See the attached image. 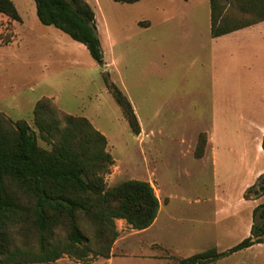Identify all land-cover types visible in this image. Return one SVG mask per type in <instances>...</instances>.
I'll return each instance as SVG.
<instances>
[{
	"label": "rangeland",
	"instance_id": "374dc122",
	"mask_svg": "<svg viewBox=\"0 0 264 264\" xmlns=\"http://www.w3.org/2000/svg\"><path fill=\"white\" fill-rule=\"evenodd\" d=\"M12 1L22 20L0 13V111L25 119L46 148L34 123L37 100L47 97L61 111L86 117L106 136L114 160L107 186L145 180L160 202L146 229L115 220L119 235L109 258L64 255L59 264H177L210 247L227 250L250 234L252 210L264 202V195L243 197L258 177L252 179L260 172L254 170L264 167L258 31L212 37L208 0H86L95 12L101 65L84 44L43 24L34 0ZM104 72L131 101L138 135L107 90ZM201 133L214 140L197 158ZM208 264H264V242Z\"/></svg>",
	"mask_w": 264,
	"mask_h": 264
},
{
	"label": "trees",
	"instance_id": "16d2710c",
	"mask_svg": "<svg viewBox=\"0 0 264 264\" xmlns=\"http://www.w3.org/2000/svg\"><path fill=\"white\" fill-rule=\"evenodd\" d=\"M227 1L229 7L210 0L213 37L264 19V0ZM34 2L43 24L53 25L84 44L91 57L103 65L95 12L86 0ZM236 6L240 17L231 10ZM0 13L10 20H22L12 0H0ZM103 80L131 132L138 135L140 123L131 101L108 72L103 73ZM53 102L42 97L33 109L38 135L48 148L38 143L36 132L25 119H11L0 111V264H59L64 255L83 262L109 258L119 235L116 219L143 230L159 211V199L148 181L128 179L107 186L105 175L114 160L106 149V136L86 117L63 112ZM206 141V134L201 133L195 157L203 156ZM261 147L264 151V135ZM262 195L264 172L245 189L243 197ZM252 218L250 234L229 249L210 247L179 259L177 264H208L263 243L264 202L253 208ZM16 236L24 237L23 242H17Z\"/></svg>",
	"mask_w": 264,
	"mask_h": 264
},
{
	"label": "crops",
	"instance_id": "0c3cea01",
	"mask_svg": "<svg viewBox=\"0 0 264 264\" xmlns=\"http://www.w3.org/2000/svg\"><path fill=\"white\" fill-rule=\"evenodd\" d=\"M209 1V7H208V14H209V19H210V26H211V4H210V0H208ZM221 2H223V3H226V5H227V7H229V1H227V0H220ZM92 7V6H91ZM93 8V7H92ZM231 8V7H230ZM94 10V9H93ZM231 10H233V11H237V13L236 14H238V16H239V11H240V9H239V7L238 6H236V7H232L231 8ZM248 14V13H247ZM245 16V18H248L249 17V15H244ZM240 17V16H239ZM96 19V18H95ZM258 31L257 32V36L259 37V38H261V39H264V19H262V20H258V21H255V22H252V23H250L249 25H247V26H245V27H241V28H238V29H235V30H233V31H230V32H228V33H224V34H222V35H226V34H231V36H234V37H238V38H241V37H247V34H251V31ZM210 34H211V32H210ZM222 35H219V36H222ZM212 36V35H211ZM219 36H216V37H219ZM213 37V36H212ZM248 37H250L249 35H248ZM135 110V109H134ZM264 135V129L261 131V137H260V148L262 149V147H261V139H262V136ZM207 136V141H206V145H207V147L208 146H210V143H211V141H213L214 139H213V136H212V134L210 133L209 134V137H208V135H206ZM208 143V144H207ZM206 145H205V148H206ZM212 145H213V143H211V147H212ZM205 151V150H204ZM213 151V150H212ZM262 151H263V149H262ZM264 152V151H263ZM262 168H263V170H262ZM258 170H260V172H258L257 174H254V172L256 173V171H258ZM254 172H253V177H252V179H256V177L257 176H259L262 172H264V167H261L260 169H256V170H254ZM245 191V190H244ZM244 193V192H243ZM263 196V195H262ZM247 200H250V199H247Z\"/></svg>",
	"mask_w": 264,
	"mask_h": 264
}]
</instances>
